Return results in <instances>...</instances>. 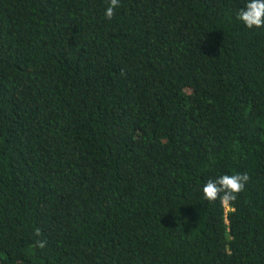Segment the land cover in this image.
Wrapping results in <instances>:
<instances>
[{"label":"trees","instance_id":"1","mask_svg":"<svg viewBox=\"0 0 264 264\" xmlns=\"http://www.w3.org/2000/svg\"><path fill=\"white\" fill-rule=\"evenodd\" d=\"M246 2L0 0V264H264ZM234 172L237 201L203 199Z\"/></svg>","mask_w":264,"mask_h":264},{"label":"clouds","instance_id":"2","mask_svg":"<svg viewBox=\"0 0 264 264\" xmlns=\"http://www.w3.org/2000/svg\"><path fill=\"white\" fill-rule=\"evenodd\" d=\"M119 5L120 0H108L105 9V17L108 20L114 17ZM238 18L248 29H264V0H247L239 11ZM249 180V174L239 172L209 178L202 188L203 199L210 203L219 201L222 205L231 206L245 191ZM33 236L35 247L44 249L47 246V241L40 239L42 231L39 227L34 229Z\"/></svg>","mask_w":264,"mask_h":264}]
</instances>
